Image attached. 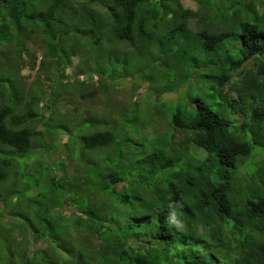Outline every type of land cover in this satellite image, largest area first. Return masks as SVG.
<instances>
[{
  "label": "trees",
  "instance_id": "1",
  "mask_svg": "<svg viewBox=\"0 0 264 264\" xmlns=\"http://www.w3.org/2000/svg\"><path fill=\"white\" fill-rule=\"evenodd\" d=\"M185 1L0 0V264H264V0Z\"/></svg>",
  "mask_w": 264,
  "mask_h": 264
},
{
  "label": "rangeland",
  "instance_id": "2",
  "mask_svg": "<svg viewBox=\"0 0 264 264\" xmlns=\"http://www.w3.org/2000/svg\"><path fill=\"white\" fill-rule=\"evenodd\" d=\"M185 7L191 8V9H194L195 10L197 8V5L195 3H193L192 1H190V0L189 1L186 0L185 1ZM27 47H29L30 49L31 48L34 49V47L31 44H29V43H27ZM24 58L25 59H28V56L27 55H24ZM41 59H42L41 58V54H40V52H38V61H37V64H36V69L38 68V64L41 61ZM73 61H74L73 64L68 68V71H67V74H69L71 76L76 75V72H77V64L79 63L80 59H79L78 56H74ZM250 65H253V61L250 62ZM21 75L24 77V80H27L29 82H33L37 78L36 77V70H32L31 68H25V69L22 68ZM125 86H126V89H125V87L122 86V95L124 94L125 96L124 97H118L119 99L120 98H130L133 95V90L132 89L128 90V88L132 86V83L125 84ZM142 89H143V93L142 94H144L145 92H147V88L142 87ZM185 89L186 88L181 89L180 92H179V94H171V95H169L167 97L169 99H171V100H176L178 95L179 96L180 95L181 96L183 95V93L185 92L184 91ZM89 108L93 109V111H94V110L99 109L100 108V105L98 103H93L92 104V103H89V102H83L82 105H80L79 111H80L81 114H84L86 111L91 110ZM151 122H153L152 123V126H156V122L154 120H152ZM150 129H151V131H153V128H150ZM179 134H180L179 136L182 135L181 133H179ZM258 157L261 158L260 154H259Z\"/></svg>",
  "mask_w": 264,
  "mask_h": 264
}]
</instances>
